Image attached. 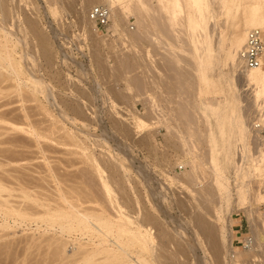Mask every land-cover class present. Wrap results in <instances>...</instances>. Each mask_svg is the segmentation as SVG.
Listing matches in <instances>:
<instances>
[{
    "label": "rangeland",
    "instance_id": "374dc122",
    "mask_svg": "<svg viewBox=\"0 0 264 264\" xmlns=\"http://www.w3.org/2000/svg\"><path fill=\"white\" fill-rule=\"evenodd\" d=\"M210 1H211L210 9L206 14L207 17H204V18L202 17L203 20L202 18L198 19V21L201 19L200 20L201 22L199 21L200 23H198V29H199L198 37H200L198 40H201V41L202 39L203 41L205 40L204 43L203 42H201V44L198 43L199 48H201L199 52L203 51L202 52L203 54L202 53H199V54L201 55L202 59L205 58L206 64H205L204 69H205L207 78L209 80L208 82H210V85H207V87H205V89L207 88V91H205L204 92L205 94H202V95L199 94V91H200L199 89L201 87L200 86L201 79L199 78V72H198L199 63L197 62L196 59L192 58L191 52H193L192 54H194V49H192V47L189 46L190 44L189 40L187 36L183 34V32L180 31L181 25L179 24L178 25L176 24V26L174 27V30L172 31L173 34L171 33L170 35L171 37H169L170 39L167 40L164 38V35H162V33L160 34L159 32H156L158 34L155 33L150 36L148 34H145L146 29H147L146 27H147L149 20L147 19L144 20L141 18L140 20L141 21L143 20V21L139 24L136 21L137 20L136 17L138 15L135 16V14L130 15L125 23L118 26L117 30L113 28L114 22L112 19H110V23L106 28H99L96 26L94 22H92L90 25L85 22H81L82 21L81 19L83 18V20H85V17L89 14V11L91 10V8L94 5H96L94 3L92 4L91 3L92 1L90 2L89 0H3L2 1L3 7L5 9H9V12H10V17L8 18L9 21L7 20V22L10 24L9 26L11 27V29L15 27V29L21 31V33L19 34L20 36H22L20 37L22 39V45L21 47L19 46L18 48L17 57H19L20 53L21 54L24 53V56L27 58L29 57L31 58L32 56L30 55L34 56V58L33 57L31 58L34 60V63L32 60L34 68H32V65L30 64L31 60L28 61V63L26 62L27 65L26 63L24 65L25 67L28 66L29 68L30 67L32 68L33 75H36L42 80L44 87H43V92L38 94V97L36 100H32V98L29 97V94L27 95L26 93H24L25 96H23V98H25V100H22L23 98L21 96L20 97L21 102L20 101L18 102L17 101L18 98L17 96H15L17 94H13L14 93L13 90H15V93H16V89L14 86L15 83H12L13 81L11 82V80L7 79V81L13 84V88H11L12 87V84H11L9 85L10 86V89H9V88H6V84H8L9 82H6V80L5 82L2 81L0 84L2 85L0 86V91H1L0 92V108H1L0 112H6L7 111L6 109L9 108L10 112L12 113L15 109L19 108L15 110V112L11 114V116L9 114L10 119L11 117H13L14 119L15 116L18 115L14 121L19 122L18 120L20 118V115H22L20 113L22 112L20 111V109L26 107L28 117L24 118V120L21 119L22 122L18 124L23 123L25 127H28L27 124H30L35 128V130L37 129L41 133L43 132L42 133L43 135L46 134L45 136H48V137L51 136V138L49 137L48 139L46 138H39V139L36 138L35 139V137L30 136V134L29 135L20 134L21 132L19 133L15 132L14 134L13 133L14 131H11L8 133V131L6 130H3V129L0 130V133H1L0 135V141H1L0 142V150H1L0 152V162H1L0 163V173H1L0 178L3 177L5 180L4 182L2 181L3 178L0 179L1 181L0 183L1 185L3 184L4 187L6 186V188L10 189V193L8 192L9 190L7 191V193L13 196L14 199L11 196L10 198L11 201H14L16 199L14 204L20 203L21 205L24 203L25 205L28 204L29 206L30 205L32 206L33 204L32 206L33 208L35 205V208L38 209V210L36 209L37 213L39 212V209H41L38 215L35 214V216L37 215V217H39L40 213L44 209V207L42 208V206L40 205V202L41 204L47 203L48 205V203L52 202L53 200L52 198H55L58 196V192H56L57 190L55 189L57 186H55V184L58 185L59 182L57 183V181H59V179L64 177L61 179L63 181L60 180L62 183L61 182L59 183L60 186L61 184L63 185L62 188L64 190L65 189L70 190L72 187H69V186L70 185L73 186V183L76 186H78L79 184L78 187H81L80 185L83 183L81 188H84L85 186L84 189L87 190V191L85 190L86 191L85 194L88 193V196L86 195L87 200H88V197L92 196L93 194L96 196V198L100 196L97 199L98 201L95 200L96 199L95 197H94V201L91 200L93 202V204H91L92 206H95V208L97 207L101 209V206L99 205L103 203L101 205L105 204L106 207H109L106 204L107 202H105L106 197L104 196L103 193L102 195L104 197H102L101 195V192L104 191L102 184H101L102 183L101 176L103 175L105 178V174H106V177L109 176L111 173L113 174V171L109 167V162L111 163V161L113 162L117 160L116 161L117 164L120 161V163H123V165L121 164L122 167H120L121 169L119 168V172L117 173L118 175L115 174L116 175L115 176L113 174V176L116 179H114V181H111L110 179V181L113 184L112 185L110 183V186L111 187L113 186V195L117 196L115 198H116V203L118 207L121 208L122 210L125 209V211L126 210L128 211L130 209V212H131V207L134 205L133 206L134 208L132 209V210L135 209L134 215L137 212L141 211L139 207L141 209L144 207V209L151 211L153 214H156V215L158 214V217H159L158 220L161 221V224L154 222L153 225L155 228L153 227V225H152L153 228L150 226V229L152 230L151 231L152 234L153 235L155 234L154 236L160 237L161 235H164L163 233L164 231L165 232L167 231L168 234H173L171 236L177 235L176 239H174L175 240L174 243L178 240H181V241L185 240L184 242L182 241L184 244L189 243L190 246L192 244L193 245L195 244L194 245L195 247L198 246L197 247L198 250L196 249L195 251L197 255H195V253H190L191 256L190 258L185 260L186 262L184 261V259H182L183 257H180L181 261L183 260L184 263L186 264L188 263L189 264H214L216 263L217 260L215 258H217L218 256L217 257L214 256V259L216 261L214 259L213 260L215 262L211 261L210 259L211 257L213 258V255L215 254L210 253L212 251H210L211 249L208 248L209 246L207 245L208 244L207 239L209 237L206 234L205 235L207 237L206 236L203 237L202 235L203 238L202 237L200 238L201 240L200 243L196 242L197 238H195L196 237L195 232L192 229L193 225H190L191 223L189 224L190 220H188V218L190 216L192 217V215L194 216V214L196 215L199 214V212L201 211L199 209L200 205H199V208L197 207L198 209L191 210L190 208L191 206H189L190 204L187 200H184L185 202H187V204L185 205L184 201H182L183 202L182 203L181 201H178L177 199L179 197V199L183 200V198H188L190 196L189 199H192V202H193L195 199L194 197L196 195L195 189L197 191H202L203 189L204 190L209 189L210 191L213 192L214 189L216 191V189L218 188L217 192L212 193L216 199L212 197V199H210L209 201V200H205L200 197L201 200H203V202L201 203L197 202V204L202 205L201 209L203 213L200 212V214H207V213H204V211H206V209L204 210V206H203L204 202L206 206L210 205L208 206L210 213L209 215L208 214L205 215L206 216L205 218L207 219L209 218L208 219L209 225L210 226L213 225L212 227H215L217 229L215 233H217L218 237L221 236L219 239V242L222 245L221 252H223V249H224V252L221 253L218 259L219 260L221 259L223 264H264V231H263L264 224L262 223V221H264V177L258 178L257 174L255 173L256 167H253L255 166L254 163L256 164V160L257 159L259 160L260 153L263 150V146L260 143L264 144V123L261 122V121L264 122V104H263L264 102L262 103L264 98L263 97L260 98L258 103L255 102L254 98H252L254 97L253 96L254 94L253 93L251 94L254 88H252L251 85L247 86V84H245L244 81L240 79V76L237 74V72H234V69L232 67V63L230 62V60H228L229 62L228 64H226L227 63V61H225L227 60L226 53L230 49L229 48L230 39L233 33V30L230 25L231 23H229L230 18H228L227 15L222 11L223 8H221V5L220 7L218 6L219 5L218 2H215L214 0H210ZM100 4L105 5V0H102ZM155 5L156 4L153 3V6ZM181 15L184 16L183 13ZM0 19H1V15H0ZM2 21L3 19L0 20V24H3ZM142 24H143V28L145 26L146 29L144 28V30H142L143 29L141 28ZM124 33H134V34L144 33V34L143 36L142 34L141 35L139 34L138 38L142 36L139 38V41L138 39H134L133 37L131 38H133L134 40L131 39L132 41H130V38L128 39ZM159 34H160V37H159ZM156 36L157 38H155ZM172 38L174 40L173 41L174 44L176 43L177 45L176 44L175 46L172 45L173 44L171 40ZM205 45L207 46V48ZM188 50L190 51L188 52ZM122 53H123V57H122ZM96 54L97 55L100 54L98 55L97 60L95 59L97 57ZM209 55H211L212 57ZM118 56H119V59H118ZM94 59L97 61V64ZM122 59H124L123 61L125 60H127V62L129 61L130 64L127 63L128 65L127 64L124 65V63L120 62V60ZM171 60L174 64L171 62ZM184 60H185V63L183 62ZM134 61L137 63H134ZM187 61H190L191 63ZM131 63H134V64H131ZM175 63L178 67L175 65ZM219 63L220 65H218ZM81 64L83 66L82 67L83 69L80 67ZM106 64L107 65L109 64L110 66L109 65L106 66ZM135 64L136 66L138 65L139 67H135V70H134L133 66H135ZM117 65L119 66V69ZM129 65L131 66L133 65L132 67H130V69L132 68L131 71L134 70L135 71L134 73L133 71L131 72L130 69L128 68ZM169 65L171 66L169 67ZM104 66L111 69L110 71H112L113 67L115 68L117 67L118 70L114 68L115 71H113V73L114 74L121 73L120 75H124L123 70L125 68H128V69L127 70L125 69L126 75L124 76L119 77L120 75L117 76L116 74L115 75L116 77L108 76L107 78V76L105 77L104 75V69H103ZM123 66H125V68ZM184 66H185V69H184ZM140 67H142V69ZM178 69L179 70L181 69V70L179 71ZM188 69H189V72H188ZM119 70L122 72H119ZM175 70H176V73H175ZM127 78L129 81L131 80L130 83H133V82L134 83L133 84L129 83L130 86H128L129 84L127 83L128 81ZM139 78L140 79L142 78L141 81H139V83L142 82V84L138 83L139 84L138 85L136 82H138ZM190 81H192L193 83ZM98 83L101 86L97 85ZM75 87L77 91L75 90ZM136 87L141 88V90L139 89L138 91H136L137 90ZM183 88H186V89L184 90ZM210 88L212 90H210ZM95 89H97V91ZM131 89H134V90H131ZM208 89L210 90L209 92L210 94H208V91H209ZM79 90L80 91L84 90L83 91L84 93L82 91L81 92L83 94H81V92L79 93ZM139 91L142 93H140ZM137 93H140V94H137ZM13 95L16 97V99ZM230 97H232V101H234L233 109L235 111H233L232 113L233 115H230V117L233 116L230 118V120H232L233 118L234 119L232 120L233 123L231 121L232 124L228 125V127L229 126L230 127L227 128L228 131L226 133L227 134L226 139L228 140L231 139L230 140L231 142L227 140V143H228L227 147L229 146L232 147V150L229 147L231 150L230 153H231V156H233L232 159L234 158L233 160L235 161L233 164L234 166L232 167L233 170H230V173L227 175L228 179L227 178L224 179V177L221 178V181L223 182V183L221 182V184L223 185L225 183L227 184V186L226 185H224L225 187L223 186L224 189L222 190L221 187H217L219 185H217L218 181L215 178L214 174L213 173L207 174L210 171L212 172V167H210L211 159L209 158L210 155H212V151H211L212 146H211V141L209 142V139L207 138L205 133L208 132L207 131L208 126H212V128L214 129L213 125L215 126V119L213 117L211 118V116L209 117L207 116L208 118L207 117L205 118L204 115H201L198 113L199 112L198 109L203 107V106H200L202 102L206 104L207 102L215 103L217 101V103L222 102L223 104H225L226 98H230ZM15 100L18 103H15L16 102ZM78 100L80 102H78ZM8 101H10L9 105L11 104V102L13 103L9 107L7 104ZM22 101L23 103L25 101L24 103L25 107L24 106L21 107V104H23ZM190 102L192 105L190 104ZM4 103L7 105H5ZM180 105L182 109L178 107ZM185 105L188 107V109L187 107H185ZM251 107H254L255 109L254 108L252 109ZM11 108H13V111ZM180 109L182 111H180ZM18 110L20 112H18ZM184 110H185V113H183ZM191 111L193 113L191 114L193 117L195 116L196 118L197 116V119L193 120V122L194 121H197V122L192 123V120H190L192 124L188 121L190 118L192 119L191 115H189ZM255 111H258V112L261 111L262 113L261 112L259 113L262 114L263 116L262 115H261L262 117L259 116L260 114L258 112L254 113ZM186 113L187 115L190 116L189 118L186 115ZM96 114L98 116H96ZM258 116L260 117L259 118L260 120L258 119ZM100 117H101L102 122L100 120ZM21 118L23 117L21 116ZM201 119H203L204 121L203 120L201 121ZM166 121L170 123L168 124ZM186 121L190 123V124H187V126H186ZM122 122L128 124L127 126H130L131 130L128 134H126L123 130H121L122 127H124ZM165 123L169 126L173 125L174 130L170 126L171 132L168 133ZM209 123L213 125H209ZM58 127H59V130H58ZM104 128H106V130ZM64 130L68 131L69 135H66ZM185 130L186 132H184ZM48 132L50 135L48 134ZM50 132L51 133L53 132V134L55 132V134L53 135ZM2 133L8 134V135H5V134L2 135ZM10 133H13V134H10ZM113 133L115 135H113ZM16 134H18L19 136ZM189 134L190 136L192 135L193 136L190 137ZM15 135L18 136V138ZM65 135L67 136V138ZM68 136L70 138H68ZM9 137L13 139V142H14V137H15V142L12 143L11 142L12 140L9 139ZM31 137L35 140H33ZM183 137L185 140L190 141L191 139L190 142L194 143L195 144L194 146L196 147L195 152L197 154L201 153L200 155L198 154L199 157L201 155L203 156L204 154L203 158L202 159L200 158L201 160L204 159L203 160L204 163L202 161L200 162L204 165L203 166L201 164L203 168L205 167L204 168L205 170L201 167L203 169V171L201 170L202 171L201 174L203 175L200 176L199 175L200 172H199L198 180H196L197 184H196V181H194L195 185H192V186H190L191 184L189 185V183H188L189 185L188 186L187 182L182 180V178H185V177L187 178L188 176L185 173L191 169L190 166L188 165V162H190L192 159L190 158L191 157L190 154L186 155L188 150H186L187 147L183 145L185 143L183 142L184 141ZM118 138H120V140ZM54 139L56 140L54 141ZM5 140L6 142H4ZM9 140L11 141L9 142ZM38 140L41 141L42 149L39 144L40 142ZM44 140H46L47 142ZM42 141H44L43 144H42ZM60 142H63L64 144ZM35 144L40 147L38 146L36 147ZM9 146L10 148H7ZM44 146L45 147L47 146L46 149ZM18 148L20 149V152H17V150H19ZM183 148H184V151H183ZM185 150H186V153H185ZM208 152H209V156L207 155ZM5 155L7 156V158L5 157ZM112 156L114 158H111ZM251 156H253V159ZM115 157H117V159H115ZM248 157H249L250 163H249ZM241 159L244 161L243 166L245 165V168L241 166L242 165ZM245 160H246V163L248 162L249 164L248 163L245 164ZM252 161L254 163H252ZM3 162H4V165H3ZM8 164H10L11 166ZM237 164H238V167H237ZM249 165H251L253 168L251 166L249 167ZM118 166H120V164ZM235 166L238 169V171L236 170ZM97 168L100 169V171L102 170V174L100 173V171H98ZM243 168L246 171L248 170L249 172L248 171L247 172L249 174ZM241 169H243L244 171ZM251 169L253 170L251 171ZM239 170H241V173ZM204 171L206 173H203ZM50 172L53 174H51ZM251 172L255 173L256 175L255 174L253 175V173L251 174ZM4 173L6 174L4 175ZM119 173L121 174V176L124 174L125 175L124 177L128 179L120 177ZM244 173L245 174L247 173V174L245 175ZM204 174L207 176H205ZM240 174H242L241 177H240ZM250 174L253 175V177ZM248 175L250 177H248ZM175 176H180L181 179H177L175 178ZM242 176L246 177V179L245 180L242 179L243 178ZM53 177L55 178V181H56V178H58L56 183L54 182ZM118 177L121 178V179L119 178V181L121 182L118 181ZM143 177L145 179H143ZM97 178H98V181H96ZM65 179H67L68 184L66 183ZM223 179L225 180V182ZM75 180L77 182H75ZM206 180L207 182L204 183V181ZM37 181H40V182L37 183ZM20 182L22 184L20 185L23 188L26 185L24 188L25 189L24 192H26L27 190L29 191L31 189L32 191L31 190L29 191L30 194L34 192V193H37L40 197L37 194H32L31 196L37 195V198L38 200L40 199L39 200L40 202L38 201L37 203L36 202L34 203L32 200L31 201L29 200L32 203V204H29L30 202L28 201H27L28 203L26 201H22L20 198V195L22 196L20 192L22 189V187L19 185ZM33 185H36L37 187ZM203 185L205 186V188L203 187ZM27 186H28V189H27ZM39 186H42V187H39ZM53 186L55 187L53 188ZM183 186H185L186 188ZM43 188L44 189L46 188L45 189L46 191L43 190ZM123 188H126V189H123ZM192 188H195V189L193 190ZM181 189H185V190H181ZM51 190H52V193H50ZM192 190L194 192H192ZM219 190L221 193L219 192ZM90 191L92 192V194ZM43 193H45V195ZM55 193L57 196L54 197ZM157 193H160V194H157ZM190 193L191 194L195 193V194L191 195ZM129 197L131 199V202L134 201L135 199L136 200L133 202L134 204L130 203L131 205L128 206L127 204H125L124 199L127 198L128 200ZM47 198L51 200H48ZM84 198L85 196L83 197L82 200L86 201L85 200L86 198L85 199ZM91 198L93 199V197H90V199ZM226 199L228 200V202ZM54 200H56V198ZM201 200H199V202ZM243 201L245 203H243ZM54 202L55 201L52 202V204H54L52 206H55L56 202L55 203ZM177 202H180L182 204H178ZM105 205L104 207L102 206V208H104V210L111 209L109 213L111 214V212H113L112 217H116L114 216L115 211H113L112 206L106 209ZM182 205L184 207H182ZM137 206L139 207L136 208ZM157 207H159V210H157L158 209ZM177 207L179 208L177 209ZM188 207L190 208L189 212L192 211L190 212L192 214L188 215L187 217L188 212L186 210H188L187 209ZM251 209L253 211H251ZM255 210L257 211L256 215L254 213ZM33 211H35V209ZM115 214L117 215L116 212ZM132 215H133V212H132ZM255 216H257L256 219L254 218ZM191 217L189 219H191ZM13 218L14 217L5 219L3 215H0V236H1L0 237V255H1L0 264H11V262L13 264H18V262H20L19 264H39V263L40 264H46V263H49V264L56 263L57 264V262H54V259H53L54 257L52 255L53 253L52 254L50 253L54 249L51 243H53L55 240H59V241L62 240L63 242L65 241L67 242L65 243L66 245L65 255H69L70 257L73 256L74 252L78 250L77 248L79 247L80 242L81 243L84 242V244L85 242L89 243L88 241L89 239L86 237H81L80 235L77 236L74 234L73 235H69V234L63 235V233H61L59 230L45 225V223L40 222V220L36 221L32 219L33 221L27 220L24 222H20V220L16 221L15 220L16 218L14 219ZM174 218H176V220ZM254 219L258 221L259 223L258 222L256 223ZM251 221L253 222V226L251 225ZM186 222L189 225H186L187 224ZM166 223H168L169 225ZM4 224L5 225L7 224L9 228H5L6 229L5 230L2 226ZM165 224L166 226L164 229ZM254 224H257L256 225L257 227ZM259 225L262 227H260ZM157 226L162 227V228H158ZM170 227L173 229L171 230ZM175 227H177L178 229L177 228L175 229ZM252 227L256 228V229L254 228L255 231L253 230ZM157 228L161 231L157 230ZM166 228L169 231L166 230ZM176 231L177 232L181 231L182 233L181 237H179ZM253 231L255 233L257 232L256 234H258V236L256 237H258V241H257V238L254 239L255 238L254 235L256 234ZM182 235L185 238L184 237L182 238ZM162 237L163 236H161L159 239L157 238L158 243L161 242ZM248 237H250L251 239H254V246H256L254 247V250L252 253H248V248L243 247V243L245 246V241H246V238ZM204 238H206V241L204 240ZM73 240L75 241L73 242ZM166 240L163 239L162 241H166ZM76 242H79V244ZM195 242L197 244L199 243L200 246H202L201 244H203V246L199 247V244L197 245ZM255 242H257L259 245L255 244ZM173 247H171L172 248L171 250H174ZM205 250H207V253ZM17 251L20 253H18ZM11 252L14 253L15 255L12 254L11 256L10 255ZM205 255L207 257H204ZM43 261H47V262L43 263ZM218 261H217V264L220 263Z\"/></svg>",
    "mask_w": 264,
    "mask_h": 264
},
{
    "label": "bare ground",
    "instance_id": "6f19581e",
    "mask_svg": "<svg viewBox=\"0 0 264 264\" xmlns=\"http://www.w3.org/2000/svg\"><path fill=\"white\" fill-rule=\"evenodd\" d=\"M2 1L3 0H0V15H1V19H3V24H0V84H1V82L2 81H4L5 82V80H6V82H9V81H7V79L8 80H11V82L12 83H15L14 84V86H15V89H16V93H15V90H13V94H17V95H15V96H17V101L19 102H21V100H20V97L22 96V98H23V96H25V94L24 93H26L27 95L29 94V97L30 98H32V100H36L37 99V97H38V94H40V93H42L43 92V83H42V80L39 78V77H37L36 75H33V70H32V68H34L33 67V63H34V60L33 59H31L32 57L34 58V56L33 55H30V56H32L31 58L29 57V58H27V57H25L24 56V53L23 54H19V57H17V55H18V48H19V46L21 47V45H22V39L20 38V37H22V36H20V34L19 33H21V31L20 30H17V29H15V27L14 28H12L11 29V27L9 26L10 24L7 22V20H8V18L10 17V12H9V9H5L4 7H3V3H2ZM92 4L94 3V4H96V5H92L93 7H95V6H97V5H101L100 3H101V1L102 0H89ZM215 2H218L219 3V7H220V5H221V8H223V12L227 15V17L228 18H230V22L229 23H231L230 25H231V28H232V30H233V33H232V36H231V39H230V49L227 51V53H226V59L227 60H225V61H227V63L226 64H228V60H230V62L232 63V67H233V69H234V72H237V74L240 76V79H242L243 81H244V83L245 84H247V86L248 85H251V87L252 88H254V90L251 92V94L253 93L254 95V97H252V98H254V101L255 102H257L258 103V101H259V99L260 98H264V49H263V53H262V56H261V65L258 67V68H255V69H248V68H246L245 66H244V64H243V61L240 59V55H239V52L242 50V48H243V46H244V44H245V42H246V39H247V34H248V32L250 31V30H253V29H259V30H263L264 31V0H214ZM88 2V1H87ZM210 0H105V5L104 6H107L109 9H110V19H112L113 20V22H114V25H113V28L115 29V30H117L118 29V26L119 25H122L123 23H125L126 22V20L128 19V17L130 16V15H133V14H135V16L136 15H138L136 18H137V23H141L142 21L140 20L141 18L142 19H147V20H149V22H148V24H147V29L145 28V26H144V28L146 29V33L145 34H148L149 36L150 35H152V34H155L156 32H159L160 34L162 33V35H164V38L165 39H167V40H169L170 38L169 37H171L170 35H171V33H172V31L174 30V27L176 26V24L178 25H181V32H183V34H185L186 36H187V38H188V40H189V46H191L192 47V49H194V54H192L193 52H191V55H192V58L193 59H196L197 60V62L199 63V78L201 79V87H200V91H199V94L200 95H202V94H205L204 92L205 91H207V88L205 89V87H207V85H210V82H208L209 80H208V78H207V75H206V73H205V64H206V61H205V58L204 59H202V57H201V55L199 54V53H202V52H199L200 51V49L201 48H199V44L198 43H200L201 44V42H203L204 43V41H203V39H202V41L201 40H198L200 37H198L199 35H198V23H200L201 21V19L198 21V19L199 18H204V17H207L206 16V14H207V12L209 11V9H210ZM103 3H104V1H103ZM102 3V4H103ZM153 3H155L156 5L155 6H153ZM88 4V3H87ZM89 5V4H88ZM92 7V8H93ZM183 13V15L184 16H182L181 14ZM140 16V17H139ZM139 17V18H138ZM80 18H81V16H80ZM203 18H202V20H203ZM0 19V20H1ZM140 21H139V20ZM82 21L81 22H85V23H87V24H91L93 21H91L90 20V17H89V14L85 17V20H83V18L81 19ZM9 21V20H8ZM203 22H205V21H203ZM84 23V24H85ZM228 23V22H227ZM143 24H144V22H143ZM143 24H142V27L141 28H143ZM206 24V23H205ZM86 25V24H85ZM139 26V25H138ZM203 26V25H202ZM218 26V25H217ZM206 27V26H205ZM224 27V26H223ZM144 28L142 29V30H144ZM220 28V27H219ZM228 28V27H227ZM230 28V29H231ZM88 29V28H87ZM91 29V28H90ZM177 29V28H176ZM201 29H202V27H201ZM203 29H204V27H203ZM202 31V30H201ZM204 31V30H203ZM262 31V33H263V40H264V32ZM92 32V31H91ZM138 32V31H137ZM143 32H145V31H143ZM24 33V32H23ZM22 33V34H23ZM95 33V32H94ZM93 33V34H94ZM201 33V32H200ZM199 33V34H200ZM125 34V36L129 39L130 38V41H132V40H134V39H138V41H139V38L140 37H142L143 36V34L142 33H139L140 35L142 34V36H140L139 38H138V36H139V34L138 33H124ZM156 34H158V33H156ZM160 34H159V37H160ZM173 34V33H172ZM201 35V34H200ZM149 36H148V38H149ZM180 36H182V35H180ZM205 36V35H204ZM25 37H26V35H25ZM131 37H133V38H131ZM154 37V36H153ZM162 37V36H161ZM174 37V36H173ZM185 37V36H184ZM219 37V36H218ZM145 38H147V37H145ZM155 38H157V36L155 37ZM183 38V37H182ZM204 38V37H203ZM221 38V37H220ZM103 39V38H102ZM132 39V40H131ZM162 39V38H161ZM181 39V38H180ZM205 39V38H204ZM14 40H16V41H14ZM172 40V42L174 41L173 40V38L171 39ZM170 40V41H171ZM177 40V39H176ZM102 41V40H101ZM169 41V42H170ZM187 41V40H186ZM225 41H226V39H225ZM129 42V41H128ZM135 42H136V40H135ZM33 43V42H32ZM131 43H133V42H131ZM165 43V42H164ZM171 43V42H170ZM169 43V44H170ZM185 43V42H184ZM208 43H209V41H208ZM208 43H207V45H208ZM221 43H222V41H221ZM136 44V43H135ZM176 44V43H175ZM175 44H174V42H173V44L172 45H174L175 46ZM188 44V43H187ZM112 45V44H111ZM168 45V44H167ZM177 45V44H176ZM185 45V44H184ZM204 45V44H203ZM210 45V44H209ZM170 46V45H169ZM201 46V45H200ZM206 46V45H205ZM167 47V46H166ZM190 47V48H191ZM209 47V46H208ZM168 48V47H167ZM183 48H185V47H183ZM189 48V49H190ZM206 48H207V46H206ZM110 49V48H109ZM169 49V48H168ZM165 50H167V49H165ZM184 50V49H183ZM203 50V49H202ZM206 50V49H205ZM111 51H113V50H111ZM110 51V52H111ZM190 50H188V52H189ZM167 52V51H166ZM176 52V51H175ZM92 53V52H91ZM116 53V52H115ZM147 53V52H146ZM93 54V53H92ZM92 54H91V56H92ZM168 54H169V52H168ZM172 54V53H171ZM203 54V53H202ZM210 54V53H209ZM97 55V54H96ZM98 55H100V54H98ZM98 55H97V57L95 58L96 60L98 59ZM112 55V54H111ZM116 55V54H115ZM119 55V54H118ZM134 55V54H133ZM147 55V54H146ZM84 56V55H83ZM126 56V55H125ZM177 56V55H176ZM175 56V57H176ZM208 56V55H207ZM209 56H211V55H209ZM103 57V56H102ZM122 57H123V53H122ZM129 57V56H128ZM146 57V56H145ZM172 57H173V55H172ZM204 57V56H203ZM212 57V56H211ZM89 58V57H88ZM127 58V57H126ZM165 58V57H164ZM177 58H179V57H177ZM207 58V57H206ZM94 59V60H95ZM102 59V58H101ZM100 59V60H101ZM118 59H119V56H118ZM125 59V58H124ZM124 59H122V60H120V62H122V63H124V65L125 64H130L129 63V61L127 62V60H125V61H123ZM174 59V58H173ZM172 59V60H173ZM183 59V58H182ZM31 60V65H32V68L30 67H28V66H26L25 67V63L27 62L28 63V61H30ZM32 60H33V63H32ZM95 60V61H96ZM139 60V59H138ZM172 60H171V62H172ZM175 60H176V58H175ZM180 60V59H179ZM103 61V60H102ZM140 61V60H139ZM167 61V60H166ZM169 61V60H168ZM208 61V60H207ZM175 62V61H174ZM179 62V61H178ZM181 62V61H180ZM184 63H185V60L183 61ZM187 62H189V63H191L190 61H187ZM27 63H26V65H27ZM134 63H137V62H135L134 61ZM134 63H131V64H134ZM143 63V62H142ZM173 63V62H172ZM182 63V62H181ZM180 63V64H181ZM188 63V64H189ZM195 63V62H194ZM221 63H222V61H221ZM96 64H97V61H96ZM120 64V63H119ZM127 64V65H128ZM144 64V63H143ZM146 64V63H145ZM174 64V63H173ZM179 64V65H180ZM208 64H209V62H208ZM225 64V65H226ZM99 65V64H98ZM109 65V64H108ZM107 64H106V66H108ZM121 65H123V64H121ZM127 65H126V67H127ZM140 65V64H139ZM142 65V64H141ZM175 65H176V63H175ZM190 65V64H189ZM218 65H220V63L218 64ZM97 66V65H96ZM101 66V65H100ZM106 66H104L103 67V69H104V75H105V77L107 76V78H108V76H114V77H116L115 75L117 74V73H113V71H115V69H117V67L115 68V67H113L112 68V71H110L111 69H109L108 67H106ZM110 66V65H109ZM113 66V65H112ZM118 66V65H117ZM133 66V65H132ZM131 65H129L128 66V68L130 69V67H132ZM145 66H147V65H145ZM144 66V67H145ZM171 65H169V67H170ZM177 66V65H176ZM188 66V65H187ZM186 66V67H187ZM81 68L83 67L82 66V64H81V66H80ZM124 68H125V66H123ZM134 67V70H135V67H139L138 65L136 66V64H135V66H133ZM168 67V66H167ZM173 67V66H172ZM178 67V66H177ZM177 67H175V68H177ZM180 67V66H179ZM191 67V66H190ZM27 68H28V70H27ZM98 68V67H97ZM102 68V67H101ZM115 68V69H114ZM120 68H122V67H120ZM124 68H122V69H124ZM128 68H125L126 70L128 69ZM141 69H142V67H140ZM147 68V67H146ZM193 68V67H192ZM221 68V67H220ZM83 69V68H82ZM114 69V70H113ZM118 69H119V66H118ZM117 69V70H118ZM122 69H120V70H122ZM123 70V74L124 75H126L125 73H126V70ZM132 69V68H131ZM131 69H130V71H131ZM138 69V68H137ZM145 69V68H144ZM163 69V68H162ZM170 69H172V68H170ZM182 69V68H181ZM180 69V70H181ZM184 69H185V66H184ZM190 69V68H189ZM189 69H188V72H189ZM197 69V68H196ZM119 70V72H122V71H120ZM134 70H132L133 71V73L135 72ZM172 70H174V69H172ZM179 70V69H178ZM179 70V71H180ZM129 71V70H128ZM129 71V72H130ZM131 71V72H132ZM145 71H147V70H145ZM150 71V70H149ZM187 71V70H186ZM185 71V72H186ZM196 71V70H195ZM97 72H98V70H97ZM116 72H118V71H116ZM175 73H176V70H175ZM182 73V72H181ZM191 73V72H190ZM114 74V75H113ZM121 74V73H120ZM120 74H117V76H119ZM185 74V73H184ZM226 74V73H225ZM124 75H120L119 77H121V76H124ZM129 76V75H128ZM184 77V76H183ZM188 77V76H187ZM86 78V77H85ZM118 78V77H117ZM138 78V77H137ZM136 78V79H137ZM186 78V77H185ZM191 78V77H190ZM1 79H3V80H1ZM133 79H135V78H133ZM142 79V78H141ZM141 79L139 78L138 79V82H136L137 84L139 83V81H141ZM182 79V78H181ZM192 79H194V78H192ZM197 79V78H196ZM211 79V78H210ZM96 80V79H95ZM111 80V79H110ZM127 80H128V78H127ZM184 80V79H183ZM182 80V81H183ZM85 81V80H84ZM129 81V80H128ZM127 81V83L129 84L130 82H131V80L128 82ZM179 81H180V79H179ZM211 81V80H210ZM190 82H192V81H190ZM10 83V82H9ZM6 84V88H9L10 89V86L9 85H11L12 83H10V84ZM71 83V82H70ZM97 83V82H96ZM134 83V82H133ZM133 83H130V84H133ZM144 83V82H143ZM182 83H184V82H182ZM189 83V82H188ZM193 83V82H192ZM213 83V82H212ZM130 84L128 85V86H130ZM139 84H142V82L141 83H139ZM138 84V85H139ZM72 85V84H71ZM97 85H99V86H101L99 83L97 84ZM137 85V86H138ZM184 85V84H183ZM244 85V84H243ZM242 85V86H243ZM0 86H2V85H0ZM74 86V85H73ZM98 86V87H99ZM131 86H133V85H131ZM143 86V85H142ZM180 86H181V84H180ZM187 86V85H186ZM191 86V85H190ZM197 86V85H196ZM203 86V87H202ZM246 86V85H245ZM189 87V86H188ZM251 87H250V89H251ZM11 88H13V84H12V87ZM100 88V87H99ZM137 88V87H136ZM193 88V87H192ZM228 88V87H227ZM85 89V88H84ZM141 90V88H137V90L136 91H138V90ZM184 90L186 89V88H183ZM218 89H219V87H218ZM12 90V89H11ZM75 90L77 91V89H76V87H75ZM96 91H97V89H95ZM99 90V89H98ZM131 90H134V89H131ZM130 90V91H131ZM190 90V89H189ZM209 90V89H208ZM210 90H212L211 88H210ZM210 90L208 91V94H210L209 92H210ZM82 92L84 91V90H81ZM80 90H79V93L81 92ZM116 91H118V90H116ZM142 91H144V90H142ZM197 91V90H196ZM195 91V92H196ZM1 92V91H0ZM81 92V94H83ZM140 92V91H139ZM186 92H187V90H186ZM190 92V91H189ZM99 93V92H98ZM134 93H135V91H134ZM140 93H142V92H140ZM140 93H137V94H140ZM85 94H86V92H85ZM100 94V93H99ZM110 94H111V92H110ZM115 94V93H114ZM136 94V95H137ZM190 94V93H189ZM18 95H19V97H18ZM97 95V94H96ZM193 95V94H192ZM207 95V94H206ZM14 96V95H13ZM14 96V97H15ZM84 96V95H83ZM82 96V97H83ZM86 96H88V95H86ZM198 96V95H197ZM229 97V96H228ZM12 98V97H11ZM88 98V97H87ZM1 99H2V97H1ZM15 99H16V97H15ZM97 99V98H96ZM95 99V100H96ZM194 99V98H193ZM200 99V98H199ZM22 100H25V98H23ZM196 100V99H195ZM7 101V100H6ZM10 101H12V100H10ZM10 101H8L7 102V104H8V107L11 105V104H13L12 102H11V104L9 105V103H10ZM16 101V100H15ZM15 102V103H18V102ZM252 101V100H251ZM3 102V101H2ZM78 102H80L79 100H78ZM189 102V101H188ZM234 101H232V97H230V98H226V103L225 104H223L222 102H220V103H217V101L214 103V102H207L206 104H204L203 102L200 104V106H203L202 108H199L198 109V113L199 114H201V115H204L205 116V118L208 116H211V118L213 117L214 119H215V126L213 125V124H211V123H209V125H213V127H214V129L212 128V126H208V132H206L205 134H206V136H207V138L209 139V142L211 141V146H212V148H211V151H212V155H210V159H211V165H210V167H212V172L210 171L209 173H207V174H210V173H213L214 174V176H215V178L217 179V181H218V184L217 185H219V186H217V187H221L222 188V190L224 189L223 188V186L224 185H226L227 186V184L225 183L224 185L223 184H221V178L222 177H224V179L225 178H227L228 179V177H227V175L230 173V170H233V164H234V161L235 160H233L232 159V157L233 156H231V153H230V151L232 150V147H230L231 148V150H230V148L229 147H227V140L228 139H226V133H227V128H229L228 127V125L230 124H232L233 123V119L232 120H230V118L231 117H233V116H231L230 117V115H233L232 113H233V111H235L234 109H233V103ZM264 102V99H263V101H262V103ZM6 103V102H5ZM4 103V104H5ZM22 103H23V101H22ZM24 103H25V101H24ZM24 103L23 104H21V107H23L24 106ZM252 103V102H251ZM7 104H5V105H7ZM98 104V103H97ZM190 104H191V102H190ZM264 104V103H263ZM19 105V104H18ZM88 105V104H87ZM189 105V104H188ZM192 105V104H191ZM256 105V104H255ZM254 105V106H255ZM261 105V104H260ZM2 106V105H1ZM20 106V105H19ZM80 106V105H79ZM190 106V105H189ZM6 107V106H5ZM25 107V106H24ZM78 107V106H77ZM178 107H180L181 108V105L180 106H178ZM185 107H187L186 105H185ZM193 107V106H192ZM259 107V106H258ZM17 108V107H16ZM98 108V107H97ZM252 109L254 108V107H251ZM260 108V107H259ZM262 108V107H261ZM1 109V108H0ZM5 109V108H4ZM12 109V111H13V108H11ZM15 109V108H14ZM17 109H19V108H17ZM17 109H15V110H17ZM182 109V108H181ZM180 109V111H182ZM187 109H188V107H187ZM186 109V110H187ZM189 109H191V108H189ZM255 109V108H254ZM7 111L6 112H0V130H6V131H8V133L9 132H11V131H14L13 133L15 134V132H21L20 134H30V136H34L35 137V139L37 138V139H39V138H46V139H48L49 137L51 138V136H45L46 134H42L40 131H38L37 129L35 130V128L32 126V125H30V124H27V126L28 127H25L24 126V124L22 123V124H18V123H21L22 122V120H24V118H27L28 117V114H27V108L25 107V108H21L20 109V111H22V112H20L19 110H18V112H20L22 115H20V118H19V120H18V118H17V120L19 121V122H17V121H14L15 119H16V117L18 116H15V118L13 119V117H11V119H10V116H11V114H13L14 112H15V110L11 113L10 112V109L8 108V109H6ZM9 110V111H8ZM95 110V109H94ZM97 110V109H96ZM241 110V109H240ZM249 110V109H248ZM263 110V109H262ZM261 110V111H262ZM83 111V110H82ZM100 111V110H99ZM189 111V110H188ZM261 111H259V112H261ZM10 112V113H9ZM98 112V111H97ZM236 112H238V111H236ZM241 112V111H240ZM243 112V111H242ZM247 112V111H246ZM256 112H258V111H255L254 113H256ZM258 112V113H259ZM83 113V112H82ZM93 113V112H92ZM180 113V112H179ZM183 113H185V110H184V112ZM182 113V114H183ZM262 113V112H261ZM9 114H10V116H9ZM16 114H17V112H16ZM16 114H14V115H16ZM188 114H189V112H188ZM191 114H193L192 113V111H191V113L189 114V115H191ZM260 114V113H259ZM258 114V115H259ZM168 115V114H167ZM175 115V114H174ZM181 115V114H180ZM186 115H187V113H186ZM189 115H187L188 116V118L190 117ZM198 115V114H197ZM255 115V114H254ZM262 114H260L259 116H261ZM9 116V117H8ZM21 116L23 117V118H21ZM96 116H98L97 114H96ZM171 116V115H170ZM183 116V115H182ZM200 116V115H199ZM249 116V115H248ZM258 116V119L260 118ZM263 116V115H262ZM261 116V117H262ZM191 117H192V119L190 118L189 120H188V118H187V120L191 123V121L190 120H192V123H194V122H197V121H194L193 122V120H196L197 119V116H196V118H195V116L193 117L192 115H191ZM203 117V116H202ZM201 117V118H202ZM207 117V118H208ZM251 117V116H250ZM253 117V116H252ZM257 117V116H256ZM255 117V118H256ZM9 118V119H8ZM194 118V119H193ZM204 118V117H203ZM22 119V120H21ZM167 119V118H166ZM200 119V118H199ZM198 119V120H199ZM100 120H101V117H100ZM203 119H201V121H202ZM209 120V119H208ZM255 120V119H254ZM260 120V119H259ZM263 120V119H262ZM13 121V122H12ZM122 121V120H121ZM168 121V120H167ZM166 121V122H167ZM188 121H186V126H187V124H190V123H188ZM204 121V120H203ZM207 121V120H206ZM205 121V122H206ZM231 121H232V123H231ZM15 122V123H14ZM101 122H102V120H101ZM209 122V121H208ZM262 123H264L263 121H261ZM100 123V122H99ZM168 124L170 123V122H167ZM191 123V124H192ZM202 123V122H201ZM204 123V122H203ZM259 123H260V121H259ZM116 124V123H115ZM122 124L124 125V127H122V129L121 130H123L126 134H128L129 132H130V130H131V128H130V126H127L128 124H126V123H123L122 122ZM166 124V123H165ZM207 125H208V123H207ZM57 126V125H56ZM105 126V125H104ZM122 126V125H121ZM172 128H173V125H170ZM169 125H167L166 124V128H167V132L168 133H170L171 132V127H170ZM185 126V125H184ZM119 127H120V125H119ZM165 127V126H164ZM53 128V127H52ZM55 128V127H54ZM205 128V127H204ZM60 129H61V127H60ZM105 130H106V128H104ZM177 129V128H176ZM199 129H200V127H199ZM207 129V128H206ZM54 130V129H53ZM58 130H59V127H58ZM173 130H174V128H173ZM181 130V129H180ZM189 130V129H188ZM191 130V129H190ZM205 130V129H204ZM57 131V130H56ZM198 131V130H197ZM63 132V131H62ZM64 132L66 133V135H69L68 134V131H65L64 130ZM116 132V131H115ZM132 132V131H131ZM184 132H186V130L184 131ZM195 132V131H194ZM13 133H10V134H13ZM45 133V132H44ZM47 133V132H46ZM51 133V132H50ZM59 133V132H58ZM182 133V132H181ZM200 133V132H199ZM208 133V134H207ZM5 134V133H4ZM3 133H2V135H4ZM48 134H49V132H48ZM51 134H53V132L51 133ZM54 134H55V132H54ZM53 134V135H54ZM63 134V133H62ZM0 135H1V133H0ZM5 135H8V134H5ZM16 135H18V134H16ZM15 135V136H16ZM50 135V134H49ZM65 135V136H66ZM113 135H115L114 133H113ZM113 135H111V136H113ZM19 136V135H18ZM18 136H16L17 138H18ZM97 136V135H96ZM106 136V135H105ZM121 136V135H120ZM119 136V137H120ZM189 136H190V134H189ZM188 136V137H189ZM193 136V135H192ZM192 136H190V137H192ZM205 136V137H206ZM230 136V135H229ZM228 136V137H229ZM61 137V136H60ZM70 137H71V135H70ZM69 136H68V138H70ZM2 138V137H1ZM3 138H4V136H3ZM2 138V139H3ZM20 138V137H19ZM32 138V137H31ZM53 138H54V136H53ZM59 138V137H58ZM66 138H67V136H66ZM66 138H65V140H66ZM103 138V137H102ZM115 138V137H114ZM6 139H8V138H6ZM9 139H11V140H9V142L11 141L12 143H14L15 142V137H14V142H13V139L12 138H10L9 137ZM33 139V138H32ZM35 139H33V140H35ZM112 139V138H111ZM119 140H120V138H118ZM123 139V138H122ZM187 139V138H186ZM202 139H203V137H202ZM4 140V139H3ZM2 140V141H3ZM18 140V139H17ZM16 140V141H17ZM53 140V139H52ZM56 139H54V141H55ZM58 140H60V139H58ZM68 140V139H67ZM118 140V141H119ZM125 140V139H124ZM183 142H185L183 145L185 146V147H187V149L186 150H188L187 151V154L186 155H188V154H190L191 155V157L190 158H192L191 159V161L190 162H188V165L190 166V170L188 171V172H186L185 174H187L188 176H187V178L185 177V178H182V180H184L185 182H187V185H188V183H189V185L190 186H192V185H195V183H194V181H196V180H198V177H199V175L201 176V175H203V174H201V172L203 171V169L205 168H203L202 167V163L200 162V161H202L203 162V160H201L202 158H203V156H204V154H203V156L201 157H199V155L201 154V153H196L195 152V144L194 143H192V142H190L191 141V139H190V141L189 140H185L184 139V137H183ZM231 140V139H230ZM230 140H228V141H230ZM39 141V140H38ZM38 141H37V143H38ZM44 141H46V140H44ZM44 141H42V144H43V142ZM261 141H263V140H261ZM1 142V141H0ZM4 142H6V140L4 141ZM8 142V143H9ZM35 142V141H34ZM40 143V146H41V141H39ZM47 142V141H46ZM59 142V141H58ZM66 142H68V141H66ZM95 142V141H94ZM107 142V141H106ZM113 142H115V141H113ZM231 142V141H230ZM229 142V143H230ZM22 143V142H21ZM36 143V144H37ZM60 143H63V142H60ZM98 143V142H97ZM207 143V142H206ZM16 144V143H15ZM15 144H13V145H15ZM17 144H18V142H17ZM35 144V145H36ZM45 144V143H44ZM48 144V143H47ZM46 144V145H47ZM64 144V143H63ZM260 144H262V146H263V150L261 151V153H260V158H259V160L257 159L256 160V164L252 161V163H254V165L255 166H253V167H256L255 168V173L257 174V177L258 178H262V177H264V144L263 143H260ZM1 145H2V143H1ZM12 145V144H11ZM21 145V144H20ZM61 145V144H60ZM181 145V144H180ZM38 145H36V147H37ZM40 146H38V147H40ZM68 146V145H67ZM120 146V145H119ZM123 146V145H122ZM129 146V145H128ZM232 146V145H231ZM242 146V145H241ZM261 146V147H262ZM6 147V146H5ZM20 147V146H19ZM24 147V146H23ZM45 147V146H44ZM47 147V146H46ZM46 147H45V149H46ZM126 147V146H125ZM240 147V146H239ZM7 148H10V146L9 147H7ZM25 148V147H24ZM28 148V147H27ZM67 148V147H66ZM110 148H111V146H110ZM127 148V147H126ZM184 148H183V151H184ZM237 148V147H236ZM3 149V148H2ZM19 149V148H18ZM21 149H22V147H21ZM41 149H42V146H41ZM48 149V148H47ZM124 149V148H123ZM129 149V148H128ZM243 149V148H242ZM247 149V148H246ZM254 149H256V148H254ZM258 149V148H257ZM17 150V149H16ZM16 150H14V151H16ZM68 150V149H67ZM186 150H185V153H186ZM209 150V149H208ZM3 151H5V150H3ZM2 151V152H3ZM7 151H9V150H7ZM13 151V150H12ZM11 151V152H12ZM22 151H24V150H22ZM39 151V150H38ZM241 151V150H240ZM253 151V150H252ZM0 152H1V150H0ZM17 152H20V149L19 150H17ZM27 152V151H26ZM25 152V153H26ZM34 152V151H33ZM37 152V151H36ZM126 152V151H125ZM254 152V151H253ZM24 153V154H25ZM29 153V152H28ZM27 153V154H28ZM38 153V152H37ZM42 153V152H41ZM121 153V152H120ZM127 153V152H126ZM249 153V152H248ZM251 153V152H250ZM19 154V153H18ZM35 154V153H34ZM234 154V153H233ZM239 154V153H238ZM10 155V154H9ZM12 155H13V153H12ZM20 155V154H19ZM23 155V154H22ZM42 155V154H41ZM117 155V154H116ZM115 155V156H116ZM207 155L209 156V152L207 153ZM244 155V154H243ZM259 155V154H258ZM43 156V155H42ZM185 156V155H184ZM238 156H240V155H238ZM246 156V155H245ZM5 157L7 158V156L5 155ZM4 157V158H5ZM9 157V156H8ZM14 157V156H13ZM47 157V156H46ZM252 157V159H253V156H251ZM11 158H12V156H11ZM15 158V157H14ZM45 158V157H44ZM111 158H114L113 156L111 157ZM120 158V157H119ZM201 158V159H200ZM208 158V159H209ZM245 158V157H244ZM244 158H243V160H244ZM3 159V158H2ZM115 159H117V157H115ZM247 159V158H246ZM255 159V158H254ZM5 160V159H4ZM8 160V159H7ZM12 160V159H11ZM110 160H112V159H110ZM114 160V159H113ZM120 160V159H119ZM121 160H122V158H121ZM239 160V159H238ZM242 160V159H241ZM242 160V165L241 166H243V163H244V161ZM248 160H249V157H248ZM3 161V160H2ZM47 161V160H46ZM117 161V160H116ZM116 161H111V163L109 162V167H110V169L113 171V174L115 175H118L117 173L119 172V168L120 167H122L121 166V164L123 165V163H120V161H119V163L117 164V162ZM206 161V160H205ZM237 161V160H236ZM209 162V161H208ZM1 163V162H0ZM6 163V162H5ZM204 163V162H203ZM207 163V162H206ZM248 163V162H247ZM246 163V160H245V164H247ZM249 163H250V160H249ZM248 163V164H249ZM7 164V163H6ZM120 164V166H118ZM202 164V165H201ZM208 164V163H207ZM236 164V163H235ZM3 165H4V162H3ZM8 165H10V164H8ZM50 165V164H49ZM253 165V164H252ZM2 166V165H1ZM11 166V165H10ZM99 166V165H98ZM97 166V167H98ZM204 166V165H203ZM251 165H249V167H250ZM4 167V166H3ZM103 167V166H102ZM125 167V166H124ZM124 167H123V169H124ZM203 169H202V168ZM209 167V166H208ZM237 167H238V164H237ZM240 167V166H239ZM244 168H245V165L243 166ZM252 167V166H251ZM252 167V168H253ZM139 168H141V167H139ZM207 168V167H206ZM232 168V169H231ZM235 168H236V166H235ZM241 168V167H240ZM243 168V169H244ZM6 169V168H5ZM96 169V168H95ZM98 169V168H97ZM109 169V170H110ZM121 169V168H120ZM145 169V168H144ZM243 169H241V170H243ZM200 170V171H199ZM202 170V171H201ZM205 170V169H204ZM236 170L238 171V169L236 168ZM241 170H239L240 171V173H241ZM245 170V169H244ZM243 170V171H244ZM253 169H251V171H252ZM54 171V170H53ZM98 171H100V169H98ZM104 171V170H103ZM107 171V170H106ZM140 171H141V169H140ZM207 171V170H206ZM236 171V172H237ZM246 171V170H245ZM248 171V170H247ZM246 171V172H247ZM2 172V171H1ZM144 172V171H143ZM200 172V174L198 175V173ZM235 172V173H236ZM249 172V171H248ZM247 172V173H248ZM6 173H7V171H6ZM6 173H4V175L6 174ZM51 173V172H50ZM55 173V172H54ZM100 173L102 174V170L100 171ZM203 173H206L205 171L203 172ZM238 173V172H237ZM246 173V174H247ZM253 172H251V174H252ZM255 173H253V175L255 174ZM51 174H53V173H51ZM56 174V173H55ZM112 174V173H111ZM110 174V175H111ZM113 174L110 176H107L106 177V174H105V178H104V176L102 175L101 177H102V179H101V181H102V187H103V192H101V195H102V193L104 194V196L106 197L105 198V202H107L106 204L110 207V206H112V208H113V211H115L116 213H117V215L115 214V212H114V216H116V217H112V214H113V212H111V214L109 213L110 212V210L111 209H107V208H109V207H106V205H105V208L107 209V210H104V208H102V206L104 207V205H101V204H103V203H101L99 206H101V209H99V208H97V210H96V208H95V206H92L91 204H93V202L92 201H94V197L96 198V196L93 194L92 196H89L88 197V200H90V201H88L87 200V196H88V193L87 194H85V192L87 191L86 189H84L85 188V186H84V188H81L82 187V184L80 185L81 187H78L79 186V184H78V186H76V185H74V183H73V186H69V187H72L69 191L67 190V189H63L62 188V184H61V186H60V182L61 181H63V180H61L62 178H64V177H62L61 179H59V181H57V179L58 178H56V181H57V183H58V185H56L55 183H56V181H55V178H54V184H55V186H57L55 189L57 190L56 192H58V196L56 195V193H55V195H54V197L55 196H57V197H55L56 198V200H54L55 198H52L53 200H52V202L53 201H55L54 203H55V206H52V205H54V204H52V202H50V203H48V205H47V203L46 204H41V202L38 200V198H37V193H32V194H37V195H33V196H31L32 194H30L29 193V191L31 190H27L26 192H24V188H25V186H24V188L21 186L22 184H21V182L19 183V185L22 187V189H21V194H22V196L20 195V198H21V200L22 201H28V202H30L31 200L35 203H37L38 201L40 202V205L42 206V208L44 207V209L42 210V212L40 213V215H39V217H37V215L39 214V212L41 211V209H39V212L37 213V211H36V209L37 208H35V205H34V208L32 207L33 206V204L30 202L29 204H32V206L30 205H28L26 202V204L27 205H25L24 203V206H23V204H21L20 205V203H17V204H19V205H17V204H14V202H15V200L14 201H11L10 200V198H11V194H9L10 193V189H8V188H6V186L4 187L3 186V184L1 185V183H0V215H3L4 217H5V219L6 218H10V217H14V218H16L15 220L16 221H18V220H20V222H24V221H27V220H32V219H34V220H36V221H38V220H40V222H42V223H45V225H47V226H49V227H51V228H55V229H57V230H59L61 233H63V235L64 234H69V235H77V236H81V237H86V238H88L89 240V243L87 242H85V244H84V242L83 243H81L80 242V244H79V242H76V243H78L79 244V247L77 248L78 250L76 251V252H74V254H73V256H69V255H65L66 254V252H65V249H66V245H65V243H67L66 241L65 242H63L62 240H55L53 243H51L52 244V246L54 247V249H53V251L52 252H50L52 255H53V259H54V262H57V264H186V263H184V261L185 260H187L188 258H190V253H195V251H196V249H197V247H195L193 244L190 246L189 245V243H186V244H184L183 242L185 241H181V240H178V241H176L175 243H174V239H176V237H177V235H175V236H171V235H173V234H168L167 233V231L165 232L163 229V233H164V235H161V236H163L161 239L163 240V239H165L166 240V238H167V240L166 241H162L161 240V242H159L158 243V241H157V238L159 239L160 237H156V236H154L153 234H152V230L150 229V226L152 227V225L154 224V222H157L158 224H161V221H159L158 220V214L156 215V214H153L151 211H149V210H147V209H144V207L142 208V209H144V210H146V211H144V210H142L139 206H137L136 208H138L139 207V209L141 210L140 212H137L136 214H138V215H134V210H132L134 207V205L131 207V212H130V209L127 211H125V209L124 210H122L121 208H119L118 207V205H117V203H116V198L115 197H117V196H114L113 195V186L111 187L110 186V183L112 184V182L111 181H114V179H116L114 176H113ZM146 174V173H145ZM245 174V173H244ZM243 174V175H244ZM245 174V175H246ZM249 174V173H248ZM250 174V175H251ZM255 174V175H256ZM0 175H1V173H0ZM10 175H11V173H10ZM59 175H61V174H59ZM115 175V176H116ZM119 175H120V177H123V178H125V179H128V178H126V177H124L125 175L123 174L122 176H121V174L119 173ZM205 175V174H204ZM212 175V174H211ZM241 175L242 174H240V177H241ZM244 175V176H245ZM253 175H251L252 177H253ZM50 176V175H49ZM54 176H56V175H54ZM69 176V175H68ZM181 176V175H180ZM180 176H175V178H177V179H181V177ZM205 176H207V175H205ZM235 176V175H234ZM237 176V175H236ZM12 177V176H11ZM46 177V176H45ZM60 177V176H59ZM67 177V176H66ZM65 177V178H66ZM72 177V176H71ZM120 177H118V181H119V178ZM174 177V176H173ZM208 177H209V175H208ZM213 177V176H212ZM212 177H211V179H212ZM243 177V176H242ZM248 177H250L249 175H248ZM256 177V176H255ZM3 178V177H2ZM2 178H0V179H2ZM6 178H7V176H6ZM15 178V177H14ZM50 178V177H49ZM70 178V177H69ZM122 178V179H123ZM202 178V177H201ZM11 179V178H10ZM16 179V178H15ZM110 179H111V181H110ZM121 179V178H120ZM143 179H145L144 177H143ZM148 179V178H147ZM186 179V180H185ZM223 179V180H224ZM239 179V178H238ZM241 179V178H240ZM242 179H246V177H243ZM248 179V178H247ZM7 180V179H6ZM12 180V179H11ZM11 180H10V182H11ZM14 180V179H13ZM33 180V179H32ZM35 180V179H34ZM40 180V179H39ZM44 180H45V178H44ZM47 180V179H46ZM61 180V181H60ZM66 180V183H67V179H65ZM70 180V179H69ZM73 180V179H72ZM71 180V181H72ZM153 180V179H152ZM173 180V179H172ZM176 180V179H175ZM203 180V179H202ZM215 180V179H214ZM262 180V179H261ZM2 181H4L5 182V180H4V178H3V180ZM16 181V180H15ZM20 181V180H19ZM70 181V182H71ZM96 181H98V178H97V180ZM100 181V180H99ZM100 181V182H101ZM180 181V180H179ZM1 182V181H0ZM7 182V181H6ZM14 182V181H13ZM23 182H24V180H23ZM22 182V183H23ZM28 182V181H27ZM26 182V183H27ZM35 182V181H34ZM38 182H40V181H37V183ZM51 182V181H50ZM75 182H77L76 180H75ZM84 182V181H83ZM99 182V183H100ZM116 182V181H115ZM119 182H121V181H119ZM125 182V181H124ZM152 182V181H151ZM175 182V181H174ZM200 182V181H199ZM205 182H207V180L206 181H204V183ZM224 182H225V180H224ZM3 183V182H2ZM16 183H18V182H16ZM33 183V182H32ZM43 183V182H42ZM46 183V182H45ZM52 183H53V181H52ZM62 183V182H61ZM64 183V182H63ZM81 183V182H80ZM117 183V182H116ZM122 183H123V181H122ZM181 183V182H180ZM184 183V182H183ZM194 183V184H193ZM215 183V182H214ZM223 183V182H222ZM7 184V183H6ZM24 184V183H23ZM28 184V183H27ZM41 184V183H40ZM44 184V183H43ZM47 184V183H46ZM65 184V183H64ZM68 184V183H67ZM71 184V183H70ZM75 184H77V183H75ZM196 184H197V181H196ZM10 185H11V183H10ZM13 185V184H12ZM18 185V184H17ZM16 185V186H17ZM29 185V184H28ZM49 185V184H48ZM90 185V184H89ZM113 185V184H112ZM115 185V184H114ZM181 185V184H180ZM186 185V186H187ZM188 185V186H189ZM214 185V184H213ZM15 186V187H16ZM33 186H36V185H33ZM46 186V185H45ZM55 186H53V188L55 187ZM207 186H209V185H207ZM206 186V187H207ZM229 186V185H228ZM20 187V188H21ZM37 187V186H36ZM39 187H42V186H39ZM65 187V186H64ZM69 187H67V188H69ZM88 187V186H87ZM91 187V186H90ZM101 187V188H102ZM121 187V186H120ZM165 187V186H164ZM183 187H185V186H183ZM203 187L205 188V186L203 185ZM212 187V186H211ZM225 187V186H224ZM19 188V187H18ZM30 188H32V187H30ZM83 189V190H81V189ZM150 188V187H149ZM186 188V187H185ZM189 188V187H188ZM199 188V187H198ZM197 188V189H198ZM208 188V187H207ZM16 189V188H15ZM27 189H28V186H27ZM46 189V188H45ZM44 188H43V190H45ZM123 189H126V188H123ZM168 189V188H167ZM193 190L195 189V188H192ZM213 189V188H212ZM218 189V188H217ZM217 189H216V191H215V189L213 190V192L215 193V192H217ZM220 189V188H219ZM228 189V188H227ZM9 190V191H8ZM11 190H12V188H11ZM14 190V189H13ZM86 190V191H85ZM150 190V189H149ZM181 190H185V189H181ZM187 190V189H186ZM190 190V189H189ZM192 190V192H194ZM221 190V189H220ZM220 190H219V192H220ZM7 191L9 192V193H7ZM17 191V190H16ZM19 191V190H18ZM32 191V190H31ZM34 191V190H33ZM42 191V190H41ZM46 191V190H45ZM92 191V190H91ZM90 191V192H91ZM152 191V190H151ZM191 191V190H190ZM227 191V190H226ZM225 191V192H226ZM228 191H230V190H228ZM4 192H6V193H4ZM13 192V191H12ZM37 192V191H36ZM89 192V193H90ZM95 192V191H94ZM93 192V193H94ZM120 192H122V191H120ZM212 191H210L209 189L208 190H202V191H197L196 189H195V193H196V195H195V197L194 196H192V197H194L195 199H194V201L192 202V199H189V197L188 198H183V200H181V199H179V197H178V201H184V200H187L188 202H189V206H191L190 208H191V210L192 209H198L199 208V205H200V210H198V211H200V212H202V205L201 204H197V202L198 203H201V202H203V200H201V198H203V199H205V200H209L210 201V199H212V197L213 198H215L214 196H213V193ZM17 193H19V192H17ZM47 193V192H46ZM50 193H52V190H51V192ZM70 193V194H69ZM115 193V192H114ZM194 193V194H195ZM221 193V192H220ZM6 194V195H5ZM8 194V195H7ZM13 194V193H12ZM44 195H45V193H43ZM91 194H92V192H91ZM152 194H153V192H152ZM157 194H160V193H157ZM191 194V193H190ZM194 194H191V195H194ZM17 195H19V194H17ZM50 195V194H49ZM52 195V194H51ZM87 195V196H86ZM122 195V194H121ZM166 195V194H165ZM222 195V194H221ZM227 195V194H226ZM260 195H262V194H260ZM16 196V195H15ZM14 196V197H15ZM39 196V195H38ZM85 196V200L86 201H83L82 199H83V197ZM98 196V195H97ZM103 195H102V197H104ZM174 196V195H173ZM187 196V195H186ZM199 196V197H198ZM217 196H218V194H217ZM216 196V197H217ZM40 197V196H39ZM43 197V196H42ZM90 197H93V199L91 198L90 199ZM100 197V196H99ZM98 197V198H99ZM132 197V196H131ZM191 197V198H192ZM201 197V198H200ZM12 198H13V196H12ZM16 198V197H15ZM44 198V197H43ZM50 198V197H49ZM57 198H58V200H57ZM98 198H96L95 200L96 201H98L97 199ZM243 198V197H242ZM245 198V197H244ZM14 199V198H13ZM18 199V198H17ZM48 199V198H47ZM102 199V198H101ZM104 199V198H103ZM216 199V198H215ZM214 199V200H215ZM30 200V201H29ZM46 200V199H45ZM48 200H51V199H48ZM92 200V201H91ZM107 200V201H106ZM118 200V199H117ZM125 201V204H127L128 206L129 205H131V204H134L133 202L136 200H134V201H132L131 202V199H130V197H129V199L127 200V198H125L124 199ZM133 200V199H132ZM176 200V199H175ZM174 200V201H175ZM189 200H191V201H189ZM199 200H201L200 202H199ZM204 200V201H205ZM227 200V199H226ZM244 200V199H243ZM18 201V200H17ZM16 201V202H17ZM96 201H95V203H96ZM119 201V200H118ZM216 201V200H215ZM19 202H21V201H19ZM46 202V201H45ZM104 202V201H103ZM161 202V201H160ZM185 202V201H184ZM208 202V201H207ZM227 202H228V200H227ZM89 205H88V204ZM99 203V202H98ZM131 203V204H130ZM178 204H182V203H180V202H177ZM212 203V202H211ZM210 203V204H211ZM242 203V202H241ZM243 203H245L244 201H243ZM242 203V204H243ZM51 204V205H50ZM138 204H140V203H138ZM170 204V203H169ZM185 205L187 204V202H185L184 203ZM183 204V205H184ZM203 204V203H202ZM208 204V203H207ZM214 204V203H213ZM85 205V206H84ZM87 205V206H86ZM90 205H91V207H90ZM172 205H173V203H172ZM177 205V204H176ZM182 205V207H184ZM196 205H198V206H196ZM127 206V207H128ZM135 206H136V204H135ZM141 206V205H140ZM203 206H204V210L206 209V211H204V213H207L208 215H209V208H208V206H210V205H208V206H206V204H205V202H204V204H203ZM206 206V207H205ZM39 207V206H38ZM121 207V206H120ZM146 207V206H145ZM160 207V206H159ZM159 207H157L158 209L157 210H159ZM172 207V206H171ZM181 207V208H182ZM187 207V206H186ZM185 207V208H186ZM194 207V208H193ZM196 207V208H195ZM198 207V208H197ZM123 208V207H122ZM170 208V207H169ZM179 207H177V209H178ZM189 207L187 208L188 210H186L187 212H188V214H187V217H188V215H190V214H192V213H190V212H192V211H190L189 212V209H190ZM211 208H213V207H211ZM35 209V211H33ZM99 209V210H98ZM166 209V208H165ZM183 209V208H182ZM255 209V208H254ZM38 210V209H37ZM136 210H138V209H136ZM154 210H156V209H154ZM167 210V209H166ZM213 210V209H212ZM249 210V209H248ZM198 211H197V213H198ZM251 211H253L252 209H251ZM250 211V212H251ZM108 212V213H107ZM132 212H133V215H132ZM155 212H157V211H155ZM195 212V211H194ZM200 212H199V214L198 215H196V214H194V216L192 215V217H191V219H189L188 218V220H190V222H189V224L190 225H193V230H194V232H195V238H197V241L196 242H199L200 243V238L202 237V235H203V237H205L206 235L210 238H208L207 239V245L209 246L208 248L209 249H211L210 251H212V252H210L209 250V252L210 253H214L215 255H213V258L211 257L210 259H211V261H213V262H215L216 260L218 261L219 259H218V257L221 255V253H223L224 252V249H223V252H221L222 251V245L220 244V242H219V239H220V237H218V235H217V233H215V231L217 230L215 227H212L213 225H209V222H208V219L207 218H205L206 216L205 215H207V214H200ZM256 210H255V215H256ZM157 213H159V212H157ZM160 213H161V211H160ZM181 213V212H180ZM203 213V212H202ZM212 213V212H211ZM35 214H37L36 216H35ZM167 214H169V213H167ZM186 214V213H185ZM184 214V215H185ZM213 214V213H212ZM171 215V214H170ZM211 215V214H210ZM168 216V215H167ZM212 216V215H211ZM211 216H209V217H211ZM250 216H252V215H250ZM170 217V216H169ZM208 217V216H207ZM256 217L257 216H255L254 218L256 219ZM13 218V219H14ZM173 218V217H172ZM163 219V218H162ZM175 220H176V218H174ZM184 219H186V218H184ZM206 219V220H205ZM254 219V221L257 223L258 221H256ZM259 219V218H258ZM165 220V219H164ZM33 221V220H32ZM207 221V222H206ZM253 221V220H252ZM251 221V225L253 226V222ZM262 221V220H261ZM6 222V221H5ZM160 222V223H159ZM156 223V224H157ZM176 223V222H175ZM183 223V222H182ZM187 223V222H186ZM259 223V222H258ZM262 223L264 224V221H262ZM155 224V225H156ZM166 224H168V223H166ZM166 224L164 225V229H165V226H166ZM188 223L186 224V225H189ZM261 224V223H260ZM20 225V224H19ZM18 225V226H19ZM169 225V224H168ZM167 225V226H168ZM255 226L257 225V224H254ZM3 226V228L5 229V228H9V226H7V224L5 225H2ZM160 226V225H159ZM162 226V225H161ZM260 226V225H259ZM153 227H154V225H153ZM152 227V228H153ZM158 227V226H157ZM163 227V226H162ZM162 227H158V228H162ZM190 227V226H189ZM257 227V226H256ZM260 227H262V226H260ZM2 228V229H3ZM155 228V227H154ZM157 228V230H159ZM177 227H175V229H176ZM187 228V227H186ZM191 228V227H190ZM253 228V230L255 231V227H252ZM255 228V229H254ZM11 229V228H10ZM170 229L172 230L173 228H171L170 227ZM178 229V228H177ZM263 229H264V225H263ZM6 230V229H5ZM166 230H168L167 228H166ZM192 230V231H193ZM159 231H161V230H159ZM169 231V230H168ZM175 231V230H174ZM186 231V230H185ZM184 231V232H185ZM191 231V230H190ZM251 231H252V229H251ZM253 231V232H254ZM257 231V230H256ZM262 231V230H261ZM264 231V230H263ZM158 232V231H157ZM193 232V233H194ZM156 233V232H155ZM159 233V232H158ZM161 233V232H160ZM176 233L179 235V237H181V231L179 232H177L176 231ZM215 233V234H214ZM252 233V232H251ZM255 233V232H254ZM257 233V232H256ZM255 233V234H256ZM162 234V233H161ZM187 234V233H186ZM185 234V235H186ZM206 234V235H205ZM184 235V234H183ZM182 235V238L184 237ZM253 235V234H252ZM191 236V235H190ZM206 236V237H207ZM256 236H258V234H256V235H254V239H256L257 238V241H258V237H256ZM1 237V236H0ZM174 237V238H173ZM193 237V236H192ZM202 237V238H203ZM80 238V237H79ZM185 238V237H184ZM252 238H253V236H252ZM194 239V238H193ZM254 239H251L250 237H248V238H246V241H245V246L244 247H247L248 248V253H252L253 252V250H254V247H256V246H254ZM81 240V239H80ZM186 240H188V239H186ZM204 240L206 241V238H204ZM62 241V242H61ZM75 240H73V242H74ZM160 241V240H159ZM190 241V240H189ZM188 241V242H189ZM193 241H195V240H193ZM195 242V243H196ZM193 243V242H192ZM198 243V244H199ZM173 244V245H172ZM187 244H188V246H187ZM191 244V243H190ZM197 244V243H196ZM197 244V245H198ZM210 244V245H209ZM255 244H257V245H259L257 242H255ZM202 246H203V244H201ZM76 246V245H75ZM174 246V247H173ZM202 246H200V244H199V247H202ZM171 247H173L174 248V250H171L172 248ZM206 247V246H205ZM12 248V247H11ZM205 249H207V248H205ZM198 250V249H197ZM204 250V249H203ZM203 250H201V251H203ZM11 251V250H10ZM206 251V253H207V250H205ZM257 251V250H256ZM12 252H13V250H12ZM11 252V256H12V254H14V253H12ZM18 252V251H17ZM17 252H16V254H17ZM18 253H20V252H18ZM50 253H48V254H50ZM247 253V254H248ZM211 254V255H212ZM15 255V254H14ZM13 255V256H14ZM19 255V254H18ZM27 255V254H26ZM25 255V256H26ZM195 255H197L196 253H195ZM207 255V254H206ZM204 256V257H207V256ZM255 255H256V253H255ZM1 256V255H0ZM10 256V257H11ZM17 256V255H16ZM210 256V255H209ZM214 256H218L217 258H215L214 259ZM8 257V256H7ZM180 257H183L182 259H184V261L182 262L181 260H180ZM197 257V256H196ZM203 257V258H204ZM9 258V257H8ZM7 258V259H8ZM14 258V257H13ZM26 258V257H25ZM51 258V257H50ZM254 258V257H253ZM15 259V258H14ZM18 259H20V258H18ZM18 259H16V260H18ZM22 259H24V258H22ZM215 261H214V260ZM3 260V259H2ZM26 260V259H25ZM50 260V259H49ZM180 260V261H179ZM9 261V260H8ZM15 261V260H14ZM19 261H21V260H19ZM51 261V260H50ZM210 261V262H211ZM217 261H216V263H214V264H217ZM238 261V260H237ZM236 261V262H237ZM253 261V260H252ZM39 262V261H38ZM37 262V263H38ZM42 262V261H41ZM44 262H47V261H43V263ZM52 262V261H51ZM186 262V261H185ZM190 262V261H189ZM218 262H220V263H218V264H223V262H222V260L220 259ZM20 262H18V264H19ZM53 263V262H52ZM188 263V262H187ZM202 263H204V262H202ZM11 264H13L12 262H11ZM40 264V263H39ZM46 264H49V263H46ZM53 264H56V263H53ZM189 264V263H188Z\"/></svg>",
    "mask_w": 264,
    "mask_h": 264
},
{
    "label": "built area",
    "instance_id": "2783aa9c",
    "mask_svg": "<svg viewBox=\"0 0 264 264\" xmlns=\"http://www.w3.org/2000/svg\"><path fill=\"white\" fill-rule=\"evenodd\" d=\"M110 9L104 5H97L89 11L90 20L97 27L106 28L110 23ZM264 49L263 33L259 29L250 30L246 42L239 52L240 59L248 69H255L261 65V56ZM181 169V168H180ZM244 247V243H243Z\"/></svg>",
    "mask_w": 264,
    "mask_h": 264
}]
</instances>
